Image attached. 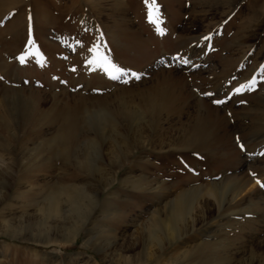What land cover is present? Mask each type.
Returning a JSON list of instances; mask_svg holds the SVG:
<instances>
[{
	"label": "rangeland",
	"instance_id": "obj_1",
	"mask_svg": "<svg viewBox=\"0 0 264 264\" xmlns=\"http://www.w3.org/2000/svg\"><path fill=\"white\" fill-rule=\"evenodd\" d=\"M117 1L124 16L115 0H0V264H264V0H160L163 35L145 0ZM94 44L144 75L111 79ZM211 191L228 192L220 211ZM181 197L204 221L176 243L155 218Z\"/></svg>",
	"mask_w": 264,
	"mask_h": 264
},
{
	"label": "bare ground",
	"instance_id": "obj_2",
	"mask_svg": "<svg viewBox=\"0 0 264 264\" xmlns=\"http://www.w3.org/2000/svg\"><path fill=\"white\" fill-rule=\"evenodd\" d=\"M134 2V0H132ZM130 1L132 3L131 6H133V2ZM144 1V0H143ZM50 2V1H49ZM55 2V1H54ZM51 3V2H50ZM93 4H97L96 6L101 5L102 0H92ZM115 3H117L118 5V10H121V16L123 15V12H125V7L126 4L124 5V3H122V1H117L115 0ZM135 4H138L137 2H134ZM257 3H259V0H249V6L251 7V9H255V6L257 5ZM238 4V3H237ZM40 5V4H38ZM36 6L35 4V10L40 9L39 6ZM50 5V4H49ZM53 5V4H51ZM61 5V4H60ZM71 8L64 10V13L67 14V16H69L71 19L76 18L79 14V12L82 10L81 5L78 4V2H72L71 4ZM140 5V4H138ZM163 5L160 0H156V7L158 8V15L161 16V9L160 6ZM135 6V5H134ZM236 6V4H235ZM42 7V6H40ZM119 7H123V8H119ZM136 7V6H135ZM58 8V7H57ZM56 8V9H57ZM137 9V8H136ZM41 10V9H40ZM51 10V9H50ZM53 10V8H52ZM55 10V9H54ZM53 10V11H54ZM127 10V9H126ZM139 10V9H138ZM52 11V12H53ZM59 11V10H58ZM144 11V10H143ZM51 12V13H52ZM61 12V9H60ZM101 12V11H99ZM148 12V11H147ZM98 13V12H97ZM146 13V11L144 12V14ZM51 17V16H50ZM58 17V16H57ZM142 17V15H141ZM56 18V17H55ZM69 18V19H70ZM124 21V18H122ZM58 21V20H57ZM55 23V22H54ZM150 23V22H149ZM112 45V44H111ZM104 48V47H103ZM109 48V47H108ZM110 49L113 52V46H110ZM104 50V49H103ZM109 50L110 53V58H116V56ZM191 52H189L188 54H190ZM188 54L182 55L183 59L186 60V56ZM206 54L207 53H203L200 54L199 56H197V60L196 62L199 64H203L204 61L206 60ZM203 58V59H201ZM152 57H150L151 61ZM168 62V61H167ZM232 77V76H231ZM251 80V79H250ZM248 81V80H247ZM243 82L242 84H246V82ZM258 83V81H257ZM256 83L255 88L254 89H258L259 85ZM241 84L237 85L235 88L239 87ZM233 92L235 93V91L233 90ZM246 94V93H245ZM259 180H261V182L264 184V177L260 178ZM78 189V188H77ZM84 189V188H83ZM252 189V188H251ZM75 190V189H74ZM65 190H63L62 192H64ZM79 191V190H78ZM86 191H79L76 192L75 196H72L71 194H69L70 192H68V197H66V199L68 198L70 200V211H73L76 215L77 218H82L80 217L82 213H84V211L89 207L90 204V198L88 197V195L85 193ZM67 193V192H66ZM228 192L226 193H222L221 196L218 195V193H214L213 191L210 192V195H212L213 197H215V208L217 211H220V209H222L225 205V203L227 202L228 199ZM73 194V193H72ZM218 195V196H217ZM189 196V195H188ZM220 197V198H219ZM240 197V199H244L243 195L241 192H237L235 194H233L231 202L238 200ZM260 197V196H259ZM67 199V200H68ZM261 201L264 200L263 195L260 197ZM68 200V201H69ZM193 200L191 198H187V197H181L180 199H176V201L172 204V206L170 207V213L169 216L166 219H161L160 215L158 217L155 218V222L159 225H161V227L165 228V230H167L166 232V237L167 239L172 238L175 234H176V243L180 242V240L185 239L189 234H194L193 232L197 231V229H199L198 224L202 223L204 220L202 219V216H198L195 215V208L197 206H195V202H192ZM49 202V201H48ZM248 202L251 204L252 201L251 199L248 200ZM264 203V202H263ZM60 203H59V198H57V196L54 194V196L50 199L48 208H47V215L49 216V214H54L58 215L59 211H60ZM45 213V214H46ZM259 213V214H258ZM160 214V213H159ZM252 213H250L251 215ZM254 215H259V217H261V221L264 222V210H260V211H255L253 213ZM85 216V215H84ZM252 216V215H251ZM58 217H62L61 215ZM85 220V219H84ZM154 220V219H153ZM81 221V220H80ZM209 233V232H208ZM78 234V230H73L72 234H68V236L65 238H70V237H75ZM201 234V233H200ZM196 235V234H195ZM198 235V234H197ZM202 235V234H201ZM204 235V234H203ZM153 242L155 241L157 243V245H159L161 248L164 247L163 243H162V239L160 237L157 236L156 231H154L153 235ZM47 239V238H46ZM51 239V238H50ZM48 239V241L50 240ZM52 240H54L52 238ZM72 240V239H71ZM183 242V241H182ZM47 243V242H46ZM56 246V245H55ZM151 253V254H150ZM155 252H152L151 250L148 251V255H153ZM199 263V262H198Z\"/></svg>",
	"mask_w": 264,
	"mask_h": 264
},
{
	"label": "snow or ice",
	"instance_id": "obj_3",
	"mask_svg": "<svg viewBox=\"0 0 264 264\" xmlns=\"http://www.w3.org/2000/svg\"><path fill=\"white\" fill-rule=\"evenodd\" d=\"M146 5H148V20L156 27V30L159 34H164V29L160 26L162 23L161 17L158 15V8L156 7V0H145ZM231 19V17L229 18ZM204 39L208 40L210 37H205ZM100 40H103V34H101ZM31 43V41H29ZM79 43V41H77ZM101 44H94L93 47L89 49V52L93 53V58L88 60L87 63L95 64L97 68L102 69L107 75L113 80H123L124 83H128L130 79L139 80L144 75L143 73H137L130 69H126L118 66L113 60L110 58V55H106L103 53L100 48ZM31 55V53L22 54L18 59L21 63H24L27 56ZM183 63H188L187 60H184ZM74 70V69H73ZM261 71H264V66H262ZM2 79V77H0ZM257 81L256 78L253 77L247 84H241L239 87L235 88V93H242L244 91H251L255 88ZM205 95H212L211 93H205ZM216 104H223L225 101L223 100H215L213 101ZM243 148V145H241ZM259 183V181H258ZM264 187V184L261 185Z\"/></svg>",
	"mask_w": 264,
	"mask_h": 264
}]
</instances>
